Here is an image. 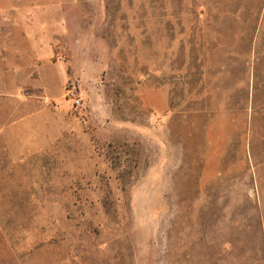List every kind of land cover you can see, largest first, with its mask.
I'll return each instance as SVG.
<instances>
[{"label":"rangeland","instance_id":"rangeland-1","mask_svg":"<svg viewBox=\"0 0 264 264\" xmlns=\"http://www.w3.org/2000/svg\"><path fill=\"white\" fill-rule=\"evenodd\" d=\"M0 264H264V0H0Z\"/></svg>","mask_w":264,"mask_h":264},{"label":"built area","instance_id":"built-area-1","mask_svg":"<svg viewBox=\"0 0 264 264\" xmlns=\"http://www.w3.org/2000/svg\"><path fill=\"white\" fill-rule=\"evenodd\" d=\"M66 95L69 96V99L73 102L75 106L80 105V99L78 98L77 91L75 90L74 87L73 88L68 87L66 89Z\"/></svg>","mask_w":264,"mask_h":264},{"label":"crops","instance_id":"crops-1","mask_svg":"<svg viewBox=\"0 0 264 264\" xmlns=\"http://www.w3.org/2000/svg\"><path fill=\"white\" fill-rule=\"evenodd\" d=\"M20 122L19 121H15L13 123H11L8 127H5L3 130V132L7 131V130H10L11 132H13L14 130H17L19 129V124Z\"/></svg>","mask_w":264,"mask_h":264}]
</instances>
